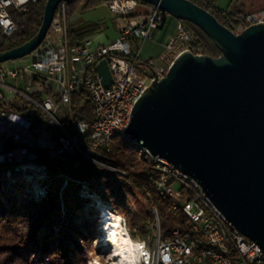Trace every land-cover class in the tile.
Returning <instances> with one entry per match:
<instances>
[{"label":"built area","instance_id":"obj_1","mask_svg":"<svg viewBox=\"0 0 264 264\" xmlns=\"http://www.w3.org/2000/svg\"><path fill=\"white\" fill-rule=\"evenodd\" d=\"M32 1L35 0H0V35L15 30L9 8L22 9ZM105 3L120 17L113 40L94 44L91 37H84L71 45L66 29L53 18L41 43L25 59L0 63V139L1 144L13 145L0 153V161L16 160L27 168L44 166L36 162L33 148L37 146L46 148L52 157L67 154L103 165V152L109 151L107 131L125 129L144 86L161 79L178 54L192 51L195 40L178 22L159 54V63L141 59L143 42L162 26L164 14L154 6L136 12L137 0ZM259 22H264V5L242 14V29ZM102 59L107 61L112 75L107 88L96 71ZM87 102L92 107L91 117L85 113ZM153 158L149 174L163 188L160 198L167 200L169 212L182 214L185 222L182 228H173L161 238L154 208L150 252H143L140 242L145 260H152V264H264L260 247L216 206L222 229H214L213 222L195 202V194L208 196L194 178L171 166L165 158ZM106 167L113 169L107 164ZM224 235L232 236V244H224Z\"/></svg>","mask_w":264,"mask_h":264},{"label":"water","instance_id":"obj_2","mask_svg":"<svg viewBox=\"0 0 264 264\" xmlns=\"http://www.w3.org/2000/svg\"><path fill=\"white\" fill-rule=\"evenodd\" d=\"M65 1L46 0L37 32L0 51V63L34 50L51 26L57 6ZM140 1L197 26L219 55L191 50L178 54L166 74L154 79L135 101L124 137L194 178L264 254V22L228 36L191 0ZM96 71L107 88L112 75L105 59L97 63ZM9 144H1L0 153L9 151L13 146ZM36 162L42 163L38 156ZM2 165L10 170L33 169L8 158L0 161Z\"/></svg>","mask_w":264,"mask_h":264},{"label":"trees","instance_id":"obj_3","mask_svg":"<svg viewBox=\"0 0 264 264\" xmlns=\"http://www.w3.org/2000/svg\"><path fill=\"white\" fill-rule=\"evenodd\" d=\"M191 1L211 16L228 36L238 33L242 28V14L246 12L242 8L234 9L228 6L226 9L222 10L215 6V0ZM45 2L46 0H35L27 3L22 9L9 8V13L15 22V30L8 35H0V51L24 43L37 32L42 20ZM103 2H105V0H68L60 3L55 13L61 4L66 6L68 14L71 15L78 6H81L82 10L92 9ZM137 4L144 5L148 8L153 7L140 0H137ZM159 10L164 14L165 19L162 26L153 31V36L149 40L152 41L156 33L163 29L168 18L172 28H167L163 32V38L158 42L160 46L158 54L154 57L149 56V59H152L157 64L159 63V54L164 49L167 37L174 34L178 22L183 23L194 38L195 45L191 48L193 52L214 57L219 55V51L214 46L213 42L197 26L187 20L172 17L161 9ZM88 28L91 29L92 26L89 25ZM84 35L85 32L81 27L76 29L68 27L67 37L71 45H75ZM149 40H145L141 46V59H147L142 57L141 50L143 45ZM85 113L88 117L92 115V107L89 102L86 103ZM34 150L37 153L38 160L45 164V171L48 175V178L42 181L45 193L41 197V200L47 201V205L43 210H40L38 217H36V215L32 219L33 231L30 232L25 239V248H30L34 252H48L53 249L54 252L52 254L55 260H58L60 255L65 256L67 254L68 249H66L67 246L62 239L65 235L69 234V223L67 222L68 219L65 217V214L60 213V193L63 190L64 182L68 183L69 186L75 190H78L82 184H87L90 191L97 192L104 200H108L114 205H127L123 213L129 220L128 228L129 230L131 229V235L135 239H145L148 248L152 246L151 223L154 220V208L157 210L160 222L161 238L167 237L169 231L173 228H182V224L185 222L184 216L182 214H173L169 212L167 200L161 199L154 190V182L149 178L151 175L149 173L154 167L152 158L142 152L136 144L125 137L121 135L114 136L110 150L103 152V159L100 160L116 170L83 160L77 156L64 154L60 157H51L47 153L46 148L36 146ZM4 168V176L0 178L2 183H0V193L4 194L6 201L2 200V202H0V211L4 208H9V211L19 212L26 216L27 211L23 212L24 210H22V208L24 207L25 209L27 205H20L21 202H19L20 200L18 199V196L30 195V190H28L29 187L24 186V183H27L26 179L20 176V174H24L6 169V166H4ZM6 174H12L13 179L16 180L15 182H11L10 187L13 190H18V194L11 196L5 194V180L10 179V175L7 177ZM21 181H24V183L22 184ZM130 194L141 196L140 199L134 197L135 202L133 206L127 204L129 203L128 196ZM41 200L32 199L29 205L33 206V204H39ZM55 211L58 212L56 220L54 218ZM46 219L50 221L46 223V226L50 225V227H52L53 223L58 225L59 230L64 232L60 239V243L55 242L53 237L54 231L51 230L52 228L45 229L44 221ZM89 231L93 232L94 230L91 228ZM56 244L58 247H55ZM58 248H60L61 251L58 250Z\"/></svg>","mask_w":264,"mask_h":264},{"label":"rangeland","instance_id":"obj_4","mask_svg":"<svg viewBox=\"0 0 264 264\" xmlns=\"http://www.w3.org/2000/svg\"><path fill=\"white\" fill-rule=\"evenodd\" d=\"M214 4L217 8L222 10L231 6L234 9L242 8L244 11H249L263 6L264 0H215ZM135 10L136 12H145L148 10V7L138 4ZM119 19L120 17L113 13L105 2L92 9L82 10L81 6H78L71 15L68 14L66 6L61 4L54 16L55 22L66 29V34L68 27L74 29L81 27L85 35H89L95 42H102L106 40V38L113 40L117 33V20ZM89 25L92 26L91 29L88 28ZM167 28H172L169 18L166 20L163 29L156 33L153 40H149L143 45L141 50L143 58H148L149 56L154 57L158 54L160 50L158 42L162 40L163 32ZM240 30H242V28ZM25 57L26 56L21 57L20 59H25ZM20 59H16L14 63H17ZM101 166L106 167V164L103 163ZM113 170L116 169L113 168ZM4 172L5 168L4 165H2L0 166V178L4 176ZM9 175L10 179L5 180V194H8V196L16 195L18 194V190H13L10 187L11 182H15L16 180L13 179L12 174ZM9 175H7V177H9ZM20 176L27 181V183H24V181H21V183H24V186L29 187L28 190H30L29 196H18L19 202H21L20 205L24 206L25 204L29 207L25 206V209L24 207L22 208V210H24L23 212L27 211L28 213L26 212L25 216L19 212L9 211V208H4L0 211V264H109L108 256L105 251L106 246L104 244L106 234L102 229L103 218L100 216V213L103 216L101 208L106 207V200L101 198L97 192L90 191L87 184H82L78 190H75L69 186L68 183L64 182L63 190L60 193V213L65 214V217L68 219L67 222L69 223V234L65 235L62 239L67 246V254L65 256L60 255L58 260H55L52 254L54 252L53 249L48 252H34L30 248H25V239L28 237V234L33 231L32 219L36 215V217L39 216L40 210L46 207L47 201L41 200L45 190L38 193L40 197H36L34 191V189L36 190L37 188L44 187L42 185V181L45 180L44 178L40 180L26 178V175L22 174H20ZM134 197L138 199L141 198L140 195L134 196L130 194L128 196V205L130 204L133 206L135 202ZM32 199L41 201L39 204L30 206V200ZM2 200L6 201L4 194L0 193V202H2ZM111 205L116 215L124 216L128 228L129 220L123 213L127 205L119 206L113 203H111ZM57 214L58 212L55 211V220ZM49 222L48 219L44 221L45 225H43L45 229L52 228L51 230L54 231L53 237L55 242L60 243V239L64 232L59 230L56 224L52 223V227H50V225L46 226V223ZM91 228H93V232L89 231ZM129 231L131 233V229ZM109 241L111 240H108V247L109 249H113L115 245L112 241ZM55 247H58L57 244ZM58 250H60V248H58Z\"/></svg>","mask_w":264,"mask_h":264},{"label":"bare ground","instance_id":"obj_5","mask_svg":"<svg viewBox=\"0 0 264 264\" xmlns=\"http://www.w3.org/2000/svg\"><path fill=\"white\" fill-rule=\"evenodd\" d=\"M182 25H184L182 23ZM189 36L192 40L194 38L189 32ZM150 83H148L149 85ZM147 88L144 86L143 91ZM121 135L124 137V129L119 130H108L106 133V143L107 147L110 150L111 142L114 136ZM128 139V138H126ZM130 140V139H128ZM134 144H136L142 152L150 156L153 160L154 166V158L151 155V152L148 148L140 146L135 141L130 140ZM162 158V157H160ZM171 166H174L169 161ZM15 172H21L26 175L27 178L31 179H47L48 175L45 171V166L36 167L32 170H13ZM34 177V178H33ZM149 178L154 182V190L159 195V197H163V188H160L156 179L151 174ZM37 185V184H36ZM44 191V187L37 188L35 191L36 197L39 196V192ZM105 202V201H104ZM195 202L197 205H201V209L206 213L207 220L213 222L214 229H222V221H220V213L215 207L214 203L209 197H205L203 194H195ZM103 204V203H102ZM100 208V207H99ZM103 212V220H102V229L105 232V246H106V255L108 256L109 264H152V260H145V256L142 255L140 251V242H142V251L150 252L151 248L147 247V241L145 239H135L131 237V233L126 226L124 216L118 217L113 211L112 205L109 201L106 200V207L101 208ZM149 236V235H148ZM103 240V241H104ZM108 240H111L115 247L113 249H109ZM109 241V242H111ZM224 244H232V236L224 235ZM101 264V263H99Z\"/></svg>","mask_w":264,"mask_h":264},{"label":"crops","instance_id":"obj_6","mask_svg":"<svg viewBox=\"0 0 264 264\" xmlns=\"http://www.w3.org/2000/svg\"><path fill=\"white\" fill-rule=\"evenodd\" d=\"M149 9V8H148ZM116 32H117V30H116ZM116 36H117V33H116ZM115 36V37H116ZM84 37H90L89 35H84L83 37H81L79 40H81L82 38H84ZM108 41H111V40H109V38H106V40H104V41H102V42H95L94 40H93V43L94 44H102V43H106V42H108Z\"/></svg>","mask_w":264,"mask_h":264}]
</instances>
